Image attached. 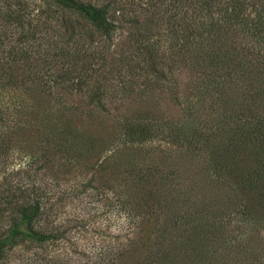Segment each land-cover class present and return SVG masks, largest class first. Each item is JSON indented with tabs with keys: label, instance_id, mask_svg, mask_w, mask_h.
I'll use <instances>...</instances> for the list:
<instances>
[{
	"label": "rangeland",
	"instance_id": "1",
	"mask_svg": "<svg viewBox=\"0 0 264 264\" xmlns=\"http://www.w3.org/2000/svg\"><path fill=\"white\" fill-rule=\"evenodd\" d=\"M82 1L109 2L117 25L101 46L97 72L89 71L93 92L104 83L108 91L130 88L127 96L107 98L103 108L90 104L85 88L44 84L27 67L25 78L18 76L7 86L13 79L1 63L9 50L18 48L23 27L6 21L5 11L29 12L32 25L40 20L50 24L51 29L37 33L42 39L26 44L30 58L37 60L58 26L64 35L74 27L76 37H98L84 18L52 0H0V111L10 117L16 106L31 111L43 100L54 111L73 113L77 122L99 134L104 130L108 142L112 139L92 162L41 181L47 210L53 207L50 219L43 216L41 222L49 223L57 237L41 244L23 241L0 264H99L100 255L120 264L123 248L145 254L147 264H264V179L245 185L241 178L245 169L256 167L257 155L261 158V102L243 90L231 95L228 86L214 84L219 77L211 78L208 88L199 87L202 80L189 66L192 56L174 55L182 41L183 0ZM228 43L234 46L236 39ZM26 94L34 103L20 101ZM8 124L0 120V140ZM245 124L252 133L257 126L261 132L251 137ZM140 126L153 136L131 137ZM16 139L11 137L5 156L0 153V181L25 179V158L18 153H26V142ZM220 151L233 158H220ZM16 171L19 175L11 176Z\"/></svg>",
	"mask_w": 264,
	"mask_h": 264
},
{
	"label": "trees",
	"instance_id": "2",
	"mask_svg": "<svg viewBox=\"0 0 264 264\" xmlns=\"http://www.w3.org/2000/svg\"><path fill=\"white\" fill-rule=\"evenodd\" d=\"M52 2L58 7L74 10L71 12L84 18L97 33L98 39L91 40V35H86L88 40L81 35L76 37L74 27L73 33L64 35L60 32L61 26H58V29H55L58 32L48 40L49 46L44 48L43 57L39 61L37 57L30 58L31 48L26 47V44L42 39L37 33L42 32L43 27L51 29L50 24L40 20L32 25L34 18L29 12L5 11L6 21H18L23 27L22 34L16 39L18 48L9 50L8 57L1 63L6 64L7 72L13 79L8 81L7 86H11L18 76L25 78L26 72L24 74L23 71H26L27 67L32 72L30 76L34 74V77L44 84L56 85L68 82L71 84L69 87L76 91L85 88L90 104L96 103L100 108H103L106 99L113 97L114 93H119L120 96H116L118 98L127 96L130 88L125 85L115 92L108 91L105 83L98 85L94 93L88 78L89 71L93 74L97 72V61L102 59L101 54L102 51L104 52L101 46L111 40L117 28L110 11V3L94 4L82 0H52ZM183 2L186 6L181 17L182 41L177 45L174 55L183 56V59L189 54L192 56L189 66L202 80L199 87L208 88L211 85L210 79L219 77L222 80L217 78L214 84L222 88L228 86L231 95L243 90L250 98L257 97L264 107V0H231L227 6H223L219 0H183ZM249 8L251 11H247ZM175 37L178 38L177 35ZM231 38L236 39V44L226 45ZM37 46H41L40 41ZM169 48L172 50L171 46ZM113 87L114 83H110L109 89L114 90ZM235 90L238 91L233 92ZM26 95L20 101L34 103L30 99L32 97ZM34 107L28 111L24 105L16 106L13 111H9L10 117L0 111V120L9 122L7 131L4 132L5 139L0 140V153L4 156L8 153L12 136L15 139L19 138L16 139L17 143L26 142V153L24 151L18 153L20 158H25L23 166L25 179L0 181V260L9 249L23 241L41 244L57 237L53 230H48L49 223L41 222L43 216L50 219L53 208L51 206L47 210L46 191L43 190L44 186H41L42 182L46 181V178L52 181L57 172L64 168L71 169L75 166L74 168L78 169L84 162H92L93 157H99L107 143L112 141L111 139L108 142L103 138L104 130L99 134L86 124L77 122L73 113L60 112L58 109L54 111L43 103V100L34 103ZM242 128L245 134H250L249 136L261 132L254 129L252 133L253 128L247 124ZM129 135L138 139L153 136L149 133L148 127L144 128V126H140ZM211 139L212 133L207 135L205 141ZM262 140L264 136L258 137L257 142L260 144L258 154L261 158L257 155L254 159L258 165L256 164L255 168L248 167L241 175L245 185H253L264 179V141ZM125 142L127 140L123 143ZM126 149L129 150V147ZM221 153L222 151L216 154L221 155L222 159L233 158L230 153ZM32 165H35V168L31 172ZM19 173L20 171H16L11 176ZM132 242L135 243V240L133 239ZM138 243L142 245L143 242L138 240ZM128 251V248H123L118 254H121L120 264H147L144 263L145 254L137 253V249L131 253ZM114 260L109 261L105 255L99 256V264H113ZM148 262L151 263L150 260Z\"/></svg>",
	"mask_w": 264,
	"mask_h": 264
}]
</instances>
